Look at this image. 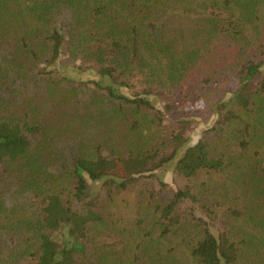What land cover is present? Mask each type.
<instances>
[{
  "label": "trees",
  "instance_id": "trees-1",
  "mask_svg": "<svg viewBox=\"0 0 264 264\" xmlns=\"http://www.w3.org/2000/svg\"><path fill=\"white\" fill-rule=\"evenodd\" d=\"M181 3L198 18L187 30L166 18ZM86 70L96 77L69 75ZM228 75L236 89L212 106L221 145L179 131L169 154H155L172 98L184 107ZM131 79L140 92L121 90ZM162 93L160 111L150 97ZM170 161L186 177L229 168L249 207L223 231L199 218L196 237L177 238L191 235L175 213L198 200L190 187L122 196ZM105 236L116 240L102 246ZM190 263L264 264V0H0V264Z\"/></svg>",
  "mask_w": 264,
  "mask_h": 264
},
{
  "label": "rangeland",
  "instance_id": "rangeland-1",
  "mask_svg": "<svg viewBox=\"0 0 264 264\" xmlns=\"http://www.w3.org/2000/svg\"><path fill=\"white\" fill-rule=\"evenodd\" d=\"M185 8V4L181 3V7H172L171 10L167 12L166 18L169 20V25L172 26L177 24L180 28L187 30L192 26L195 20H198V18L192 13H187ZM221 16L226 17V13H221ZM69 19L70 14L63 12L58 16L57 21L65 26ZM169 28L172 30L170 26ZM219 40L220 39L215 41L214 44H220ZM226 51H228V49ZM59 63L61 65L69 66L72 64V60L64 54ZM88 63L92 64V61ZM69 75L72 78L79 77L81 79H93L96 77V74L93 71L88 70L81 73L70 71ZM236 77L237 76L228 75V78L220 81L217 85L218 87L212 83L209 89L203 93L201 98H196L193 101L188 100L184 107L174 106L175 101L178 98H172V108L169 110H163V114L161 113L162 120L160 124H157L153 128L156 130V138L152 142L155 147L154 153L156 154L159 152V154H169L172 148L173 135L179 131L182 136L187 138L189 144H193L199 139L204 138L205 140L208 139L210 141L211 146L214 143L216 146L221 145L214 133L210 131L211 127L216 124L217 119L216 114L212 112V106H214V103L220 99H230L237 86ZM81 84L87 94L89 90L94 88L91 83L81 82ZM201 86V83L196 82L191 86V89L199 92ZM141 87H143V85H141L136 79H131L129 80V85H126V87L123 86L121 90L127 94H131L140 92L137 90H140ZM156 89L161 91L160 88ZM150 99L156 109L162 111L164 102H166V99L168 98L166 94L162 93L160 96H155V98L150 97ZM178 155H180V153ZM157 158L158 155L156 159ZM227 170L230 169L226 168V171ZM226 171H200L194 176L186 177L176 174L173 170V161H170L152 172L144 173L143 176L151 173H153V176L139 179L135 184L125 190L122 193V196L132 202L139 197L141 189L146 188V191H153L162 195L164 198L171 199L175 190L188 186L191 191L197 195L198 200L194 203L189 199L180 201L175 207V213L178 220L176 224L177 231L189 230L190 232L188 233H191V235L184 236V234H182L178 235L177 238L187 239L188 237H196L200 228L198 224L199 218H202L207 222L209 221L210 228L214 232H219L226 229L227 225L232 223V220L229 217L230 212L242 211L247 208L251 201L246 187L242 185L244 183V177L237 179V173H235V175L227 176ZM159 179L164 183L163 185L159 183ZM100 184L101 182L89 183L88 189L90 190L91 195L103 193V190L100 189ZM99 240H101L103 246V244L108 243L110 240L116 239L113 236H105ZM177 256H181L184 259L188 258L184 246L183 248L178 249ZM86 260L87 263H91L94 258L89 256Z\"/></svg>",
  "mask_w": 264,
  "mask_h": 264
}]
</instances>
